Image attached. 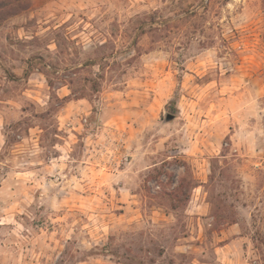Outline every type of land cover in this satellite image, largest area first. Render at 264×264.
Wrapping results in <instances>:
<instances>
[{"label": "rangeland", "instance_id": "obj_1", "mask_svg": "<svg viewBox=\"0 0 264 264\" xmlns=\"http://www.w3.org/2000/svg\"><path fill=\"white\" fill-rule=\"evenodd\" d=\"M0 264H264V0H0Z\"/></svg>", "mask_w": 264, "mask_h": 264}, {"label": "crops", "instance_id": "obj_2", "mask_svg": "<svg viewBox=\"0 0 264 264\" xmlns=\"http://www.w3.org/2000/svg\"><path fill=\"white\" fill-rule=\"evenodd\" d=\"M226 86V85H225ZM228 98H230V96L228 97ZM237 104L239 103L240 104V100H237V102H236ZM239 111H237V113H238ZM245 113V112H244ZM243 112H240L238 115H242V114H244ZM236 128V127H235ZM228 129V131L230 132L232 129H231V127H229V128H227ZM232 135L230 134V137H231ZM190 148H194V145L192 146V144H191V146H190ZM187 149L188 148H182V151H187ZM199 149H201V146L199 147ZM202 150V149H201ZM201 186L200 185H198V187H195L194 189H193V198H191L190 200H189V202L190 203H192L191 205L193 206V208H194V210H195V213H198L197 211H200V213H202V214H207V211H208V206H207V203L205 202H203L202 201V193H201ZM228 244L226 243L225 245H222L221 247H219V249H222L223 248V246H227Z\"/></svg>", "mask_w": 264, "mask_h": 264}, {"label": "water", "instance_id": "obj_3", "mask_svg": "<svg viewBox=\"0 0 264 264\" xmlns=\"http://www.w3.org/2000/svg\"><path fill=\"white\" fill-rule=\"evenodd\" d=\"M171 117H172L171 115H168V116H167V119H170Z\"/></svg>", "mask_w": 264, "mask_h": 264}]
</instances>
